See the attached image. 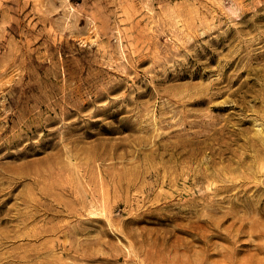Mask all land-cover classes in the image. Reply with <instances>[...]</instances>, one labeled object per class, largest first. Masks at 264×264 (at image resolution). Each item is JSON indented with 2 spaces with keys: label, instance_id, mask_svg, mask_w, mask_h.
I'll use <instances>...</instances> for the list:
<instances>
[{
  "label": "rangeland",
  "instance_id": "374dc122",
  "mask_svg": "<svg viewBox=\"0 0 264 264\" xmlns=\"http://www.w3.org/2000/svg\"><path fill=\"white\" fill-rule=\"evenodd\" d=\"M0 264H264V0H0Z\"/></svg>",
  "mask_w": 264,
  "mask_h": 264
}]
</instances>
